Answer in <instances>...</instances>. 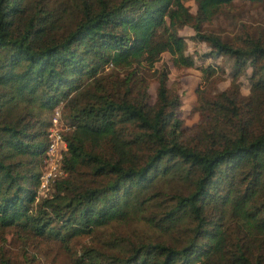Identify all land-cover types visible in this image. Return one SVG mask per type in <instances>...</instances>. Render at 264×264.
Returning <instances> with one entry per match:
<instances>
[{
	"label": "trees",
	"instance_id": "obj_1",
	"mask_svg": "<svg viewBox=\"0 0 264 264\" xmlns=\"http://www.w3.org/2000/svg\"><path fill=\"white\" fill-rule=\"evenodd\" d=\"M232 1L0 0V231L73 264H264V29H203ZM185 26L206 51L187 52ZM164 52L178 68L232 59L199 65L193 127ZM56 109L67 147L43 196Z\"/></svg>",
	"mask_w": 264,
	"mask_h": 264
},
{
	"label": "rangeland",
	"instance_id": "obj_2",
	"mask_svg": "<svg viewBox=\"0 0 264 264\" xmlns=\"http://www.w3.org/2000/svg\"><path fill=\"white\" fill-rule=\"evenodd\" d=\"M185 3L192 12L196 11L194 0H186ZM262 28L264 29V2L250 0H233L229 5L222 7L210 21L203 24L205 31L215 32L228 38L233 35L243 34L244 31L253 32L254 30H261ZM180 33L186 38L188 53H194V51L202 53L207 50L208 47L204 42L192 38L194 30L191 26L183 27ZM163 62H166L170 67L169 84L173 90L177 91L182 101L179 115L183 119L184 127H193L199 119L198 112L194 109L196 104L195 91L201 82L199 65L212 62L225 67L226 72H228L232 64V59L227 56H215L207 59H202L197 56L195 57L196 64L194 66L178 68L171 64L170 54L164 52L156 65L160 66ZM241 81V91L247 93L248 82L244 77H241ZM228 83L229 76L225 74V79L220 81L219 86L223 88ZM155 87L156 81L152 79L150 93L153 98L155 96ZM61 123L65 129L66 124L63 119H61ZM125 230H129V227L124 229L123 226L116 224L108 227L104 233ZM88 240H90L89 236H80L72 241V245L76 244L79 246L80 243L87 242ZM0 245L10 255L13 264H25L23 256L31 258L32 255L35 258L31 260V264H73L68 251L60 243L54 241H32L23 245L12 234L11 230H3L0 231ZM22 248L25 252L23 254Z\"/></svg>",
	"mask_w": 264,
	"mask_h": 264
},
{
	"label": "built area",
	"instance_id": "obj_3",
	"mask_svg": "<svg viewBox=\"0 0 264 264\" xmlns=\"http://www.w3.org/2000/svg\"><path fill=\"white\" fill-rule=\"evenodd\" d=\"M51 126L48 130V145L43 154V169L40 176L39 192L46 195L52 179L63 173L61 159L67 147L63 139L64 126L61 123L60 111L56 109L51 119Z\"/></svg>",
	"mask_w": 264,
	"mask_h": 264
}]
</instances>
